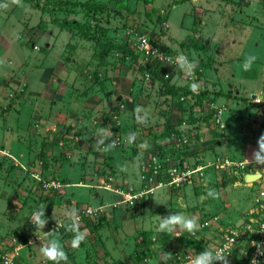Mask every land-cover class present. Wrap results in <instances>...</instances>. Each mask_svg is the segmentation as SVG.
Wrapping results in <instances>:
<instances>
[{
	"label": "rangeland",
	"instance_id": "374dc122",
	"mask_svg": "<svg viewBox=\"0 0 264 264\" xmlns=\"http://www.w3.org/2000/svg\"><path fill=\"white\" fill-rule=\"evenodd\" d=\"M57 1L70 2V6L69 10L54 9L55 25L50 21L53 14L39 7H50ZM84 1L104 3V8L93 15L78 5ZM70 20L78 22L79 28L73 25L67 29ZM248 26H264V0H0V253L10 243L9 236L23 239L35 231L44 242L58 238L68 264H106L112 257L120 261L117 264H135L139 260H134L136 240L146 230L155 234L151 250L156 258L179 246L181 236L172 244L170 233L157 230L160 216L170 213L169 188H155L135 199L130 207L113 205L117 201L113 190L139 189V156H148L151 148L165 138L164 148L172 149L167 141L170 130L164 139L163 132L173 119L185 118L192 123V146L199 150L186 157L182 154L187 164L201 152L206 159L214 155L212 151L226 154L223 146L210 148L216 127L211 121L203 124V117L208 114L209 100L217 97L220 89L226 90L231 69L235 71L233 81H237L236 87H231L241 96L237 97L241 101L240 117L244 122L248 119L249 124L258 122L264 101L250 97V90L258 87L257 80L251 69L242 68L246 56L252 55V38L257 30ZM103 29L106 37H102ZM93 30V39L99 43L111 40L113 47L95 44L88 38ZM139 34L171 49L174 56L184 55L195 63L191 74L178 68L179 61L174 66L162 64L160 73L167 75L163 79L174 86L197 83L198 94L206 92L200 102L195 95L188 99L183 93H168L161 81L139 70V64L145 63L140 56L135 61L121 56L118 42L134 48ZM234 56L240 60L232 64ZM214 82L221 88L213 86ZM230 99L217 97L216 103H222L219 107L231 113L237 102ZM68 101L75 105L76 113L68 109ZM137 106L149 113L143 125L136 122ZM70 115H76L75 127L65 125L67 118L73 120ZM229 116L221 114L222 121H228ZM101 129L110 138L105 144L115 141L109 152L97 150ZM132 132L136 140L129 145L125 138ZM200 162L204 161L193 165ZM107 182L112 190L102 188ZM240 183L226 185L229 201H238L232 206L235 210L252 207L258 186L257 182L250 187ZM192 188L190 184L180 188V196L186 200L183 214H187L185 206L189 209L191 205L197 207L200 218L207 211H217L212 202L194 195ZM155 199L166 203L157 204ZM173 202L175 207L182 205L175 196ZM41 203L47 207L43 231L31 221ZM86 208L98 210L85 214ZM70 211L79 215L81 230L93 235H87L78 249L71 247L73 233L66 231ZM220 212L225 214L222 208ZM237 213L233 211V216ZM53 214L65 227L55 226ZM94 223H98L97 229H91ZM51 230L53 235L48 236ZM164 236L167 241L160 239ZM40 243L37 237L35 245L21 248L24 262L27 258L23 252L32 249L37 260L33 264H53L40 255ZM246 246L243 240L238 242L233 257L240 260ZM77 256L84 257L85 262L75 259ZM142 258L151 263L150 254Z\"/></svg>",
	"mask_w": 264,
	"mask_h": 264
},
{
	"label": "crops",
	"instance_id": "0c3cea01",
	"mask_svg": "<svg viewBox=\"0 0 264 264\" xmlns=\"http://www.w3.org/2000/svg\"><path fill=\"white\" fill-rule=\"evenodd\" d=\"M136 27H138V26H136ZM248 27L249 28L251 27L254 29L257 28L256 34L254 33L253 38H252L253 39V45H254V46L252 45V55H254L256 57L255 61L252 63V66L255 65L256 68L254 69L251 67V70H252L251 75L254 78H256L257 84H258L257 89H254V90L261 89V90H259L260 92H254V90L251 89L250 91L252 94L250 95V97L251 98L256 97L258 100L264 101V26H248ZM109 31H110V29H109ZM174 57L179 58L178 55L174 56ZM235 59H236V61L240 60L238 58H235V56H234L232 58V62H231L232 64H233V62H235ZM241 60H243V58ZM160 72H161V70L159 71V76L162 75V73H160ZM234 75H235V71L231 69L230 82H228L226 84L227 88L225 91L220 89L221 86H220V84H218L219 82H214V84H213V86L220 87L219 88L220 92L216 93V95H218L217 97L223 98V99L225 97V99H227V100L232 98L233 102H237V104H235L234 108H230L231 113H229V111L227 109L224 110L225 108L220 107L221 114H223V113L230 114V116L228 117V121L227 120L222 121V119H221L222 124H223V126L221 128L216 126L213 122L211 123L213 126L216 127V131L214 133V135H215L214 145L211 144L210 148L212 150H214V149L218 150V148H221V146H223L225 151H226V154L222 153V154L218 155L216 152L212 151L214 155H212L211 157H207V159H206L205 156L203 158L200 156L202 154V152L201 153L198 152L199 154L194 156L195 161L191 160L190 164L192 166H195V165L201 164V162L200 163H194V165H193V162H198L201 160L206 162L208 160H213L215 157H218L220 159L226 158V159L234 161V162L246 161L247 163L245 166L242 167V169H240L238 167L231 166V167L227 168V171H223L222 169H220V170L216 169L215 170L212 168H204L201 170V175L199 177L198 176L196 177V179H198L197 184H195L196 186L192 185V183L196 179L192 180L190 185L193 186V188H192L193 194L199 195V199H201V200L206 199V201H209V203L212 202L211 205H213L214 207H217L218 209H217V211L215 209L207 211L204 214L206 216L204 218H200V216H199L200 212L198 211L196 206L191 205V206H189V209H188V206H185L186 211H187L186 216L195 215L199 220V224H201V222L204 220L209 221V225L204 226V227L200 226L199 230L194 235L192 234L193 236H190L187 231L181 232V230L179 228H177V230L175 232L170 233V242L171 243L173 242V239H175V238H176L175 240L177 241V237H178L177 234L179 233V236H181L182 238H181V241H178L179 242L178 245L184 246L186 248H195V247L201 248L202 247V249H203V247L209 248V247L217 244L219 242V239L221 238V228L222 227H229V226H231V224L235 225L240 218L239 214H242V213H244L250 209V207H246V206L243 210L242 209L235 210L234 208H232L233 204H238V201L233 199L231 201L232 202V204H231V202L229 201V198H231L229 195L230 191L228 189H226V185L231 184L232 186H236L241 181V183H240L241 185L250 187V185L245 184L246 182L243 184V182H244V180L242 178L243 174H245V173H260V172L262 173L264 171V166H257L254 164H250L246 160V158H251L253 150H255L257 148V139L260 136V134L262 132H264V104L260 105V107H259V111H261V109H263V110L261 112V118L258 120V122L255 121V122H252L249 124L248 119L246 122H244V120L239 115V113L241 112V108H240V110L238 108L240 106L239 103L241 101H240V99H237V97L238 98L241 97L240 92H239V90H237V88H235L234 90L232 89V87H234V86L236 87V84H237V81H233ZM168 83L170 84V80L168 81ZM227 89H229V90L231 89V91L233 90V93L229 92ZM197 94H198V92H197ZM229 95L231 97H228ZM217 97L214 96V98H211L209 101H212V102H210V103L216 107L222 106V103H220V104L216 103ZM66 106L68 107V109H70V110L73 109L75 112V109H74L75 105L74 106L71 105V103H69V101L66 103ZM209 111H211V110L209 109ZM70 114H71V112H70ZM62 116L64 117V115H62ZM205 116L206 115H204V117ZM70 118L73 120H70L67 118L65 125H68L69 127H75L76 121L74 118H76V115H70ZM58 120H60V119H58ZM77 121H79V120L77 119ZM186 121H187V119H186ZM208 121H212L211 118H210V120H207L204 122L202 121V122H203V124L207 125V124H209ZM230 122L232 123L231 124V130L229 128ZM187 123H188V125L181 126L183 129L181 131V135L188 139L189 144L186 147H184V149H181L180 154H179V156H183L185 154V157L188 154L196 152L199 150V149H195L192 146V142H193V139L191 136L192 135V131H191L192 123H189L188 121H187ZM208 144L209 143H207L206 145H208ZM164 149H165L164 151L160 150L159 152H163V154L168 153V150L166 148H164ZM141 155H144V153L140 154V156ZM183 158H184V156L182 157V159ZM208 158H210V159H208ZM184 185H182V186H184ZM182 186L178 187V188L170 189V200H169L170 213L171 212L172 213H182L181 209L184 205H186L185 198L180 196V192H181L180 188H182ZM232 186H231V188H232ZM130 188L131 187H129V189ZM212 189H216L217 196H215V197H217V200L215 197L208 195L209 190H212ZM205 194L208 195L209 197H206ZM183 195H185V193H183ZM173 196H175L177 201L180 200V204H182L181 207H179V206L175 207L174 206L175 203L173 202ZM251 206H252V204H251ZM220 208H222L223 211H225V214H221ZM233 211H236L238 213L233 216ZM223 220L226 222H224ZM86 231H87V229H86ZM86 233H87L88 237H90V238L93 236L92 234H90L88 232H86ZM187 235H189L188 236L189 240L185 239V237ZM31 236L33 238L36 237V239H37L36 235H31ZM9 239H10V236H9ZM35 240H34V242H35ZM152 240H153V238H152ZM197 241H199L198 242L199 246L196 245ZM34 242H33V244H34ZM115 242H117L116 239H115ZM115 242H113V243H115ZM152 248H154V245H152ZM173 249H174V247L172 246V248H170V251ZM153 251H154V249H153ZM153 251L150 253L151 263L152 264L153 263L154 264H165V262L163 260H162V262H160V259H159L160 255L157 256V258L153 256ZM34 252H35V250H32V249L23 252V255L24 256L26 255V258H27L25 260V262L23 261V259H22L23 256L20 252V260L19 261L26 263V264H33V263L37 262V260L34 261V259L36 258V252L35 253ZM161 252L162 251H160L159 253H161ZM104 253L106 254V251H104ZM151 257L153 258L154 261L152 260ZM75 259H78V261L82 260L85 262V258L81 257V256H77ZM112 259H113V257L110 258L109 262L107 261L106 264H114V263L117 264L118 262L120 263V261H117L115 259H113V261H115V262L111 263ZM158 259H159V261H158ZM41 260H42V257L40 258L39 261H41Z\"/></svg>",
	"mask_w": 264,
	"mask_h": 264
},
{
	"label": "built area",
	"instance_id": "2783aa9c",
	"mask_svg": "<svg viewBox=\"0 0 264 264\" xmlns=\"http://www.w3.org/2000/svg\"><path fill=\"white\" fill-rule=\"evenodd\" d=\"M150 46V47H149ZM134 49L138 55L143 59L145 63L152 62L154 64L161 63L167 66H174L178 62V58L174 55L167 54L163 48L154 44L152 40L144 34L136 36ZM147 74V73H146ZM167 75H164L166 77ZM194 94L197 92H193ZM258 100L257 98H255ZM208 107L212 110L210 114L211 122L221 128L223 126L221 121L220 107H216L209 102ZM188 125L185 118L181 119L175 130L170 132V154L165 153L163 156L159 155V151L146 157L139 164V180L140 186L138 190H113L117 195V201L113 202V205L125 204L127 207L133 204L135 199L144 197L146 194L153 191L155 188L165 186L167 189L178 188L184 184H191L192 180L201 175V170L204 168L222 169L227 171V168L238 166L242 169L246 165V161H231L226 158L220 159L215 157L213 160H208L204 163L191 166L187 164L182 157H178L181 149L186 147L189 142L186 137L181 135L183 130L181 126ZM110 179V178H109ZM257 182L258 186L254 190L252 197V207L245 212L241 218L238 227L235 225L221 228V238L219 242L211 247V250H219L225 248L226 253L230 252L228 259H231L233 250L237 248L238 242L241 238L245 239L247 244L243 254L246 253V260L244 264H250L251 257L256 253V247L254 242H264V171L259 173V176L253 182L245 183L246 185H252ZM102 188L112 190L109 186V182L104 184ZM119 196V197H118ZM98 209L91 210L86 208L85 214H89L93 211L96 214ZM79 216V215H78ZM60 223V222H59ZM61 224V223H60ZM209 225V221L204 220L200 226L204 227ZM56 226V225H55ZM36 237H28L22 239L20 237H10V243H7L4 249L0 253V264H21L20 263V250L22 247L32 245ZM32 241V243H29ZM186 248V250L173 249L169 251L171 259L168 260V264H188L189 256H195L200 251H203L205 247ZM257 259L264 263V256H257ZM135 264H151L148 258H142ZM233 264H235L233 262Z\"/></svg>",
	"mask_w": 264,
	"mask_h": 264
},
{
	"label": "clouds",
	"instance_id": "9594fccd",
	"mask_svg": "<svg viewBox=\"0 0 264 264\" xmlns=\"http://www.w3.org/2000/svg\"><path fill=\"white\" fill-rule=\"evenodd\" d=\"M150 47V46H149ZM256 57L254 55L249 54L246 56L242 68L244 71H249L251 69L252 63L255 61ZM178 68L183 71L191 74L195 68V63L193 61H189L186 56L181 55L178 58ZM190 90L193 92H197L199 85L197 83H193L190 86ZM115 102V100H114ZM134 113L136 116V122L140 124H145L147 122L149 113L145 111L141 106H137L134 109ZM143 113V115H141ZM98 136L100 139L97 141V150L103 152H109L115 147V141H111L105 144L106 140L110 138L104 134V130L101 129L98 131ZM136 140V133H128L125 142L129 145L133 144ZM145 146H147V142L145 141ZM103 145L101 148L100 146ZM246 160L250 164H254L257 166H264V132L260 134L257 139V148L253 150L251 158H246ZM209 196L215 197L217 193L214 190H209ZM157 204H165V201L156 200ZM46 205L43 203L33 212L31 216L32 223L36 226V228L40 231H43L45 225L47 223V218H45ZM53 219L56 220V226L65 227V225L60 224L57 220L55 214H53ZM67 219L69 223L66 225V231L73 233L72 239L70 241L71 247L73 249H78L82 242L86 240L87 233L86 231H82L80 227L79 216L75 211H70L67 214ZM179 228L181 232L187 231L190 234H195L199 228V220L195 215L186 216L183 213H169L163 217L160 216L159 223L157 225V230L160 232H168L173 233ZM264 229V228H262ZM34 235H36L41 241L39 246L40 255L47 261H52L53 264H68V255L64 251L62 244L60 243L58 238L48 239L47 242L41 240L40 235L37 231H35ZM48 236H52V230L47 232ZM179 236V233L177 234ZM32 243V241H29ZM253 245L256 247V253L251 257L250 264H261V261L257 259V256H264V242H254ZM227 246L223 249L219 250H211L210 248H205L203 251H200L195 256H189L188 264H230L228 256L230 252L226 253ZM246 255V253H245ZM171 254L169 252L161 253V260H163L166 264L167 260L171 259Z\"/></svg>",
	"mask_w": 264,
	"mask_h": 264
},
{
	"label": "trees",
	"instance_id": "16d2710c",
	"mask_svg": "<svg viewBox=\"0 0 264 264\" xmlns=\"http://www.w3.org/2000/svg\"><path fill=\"white\" fill-rule=\"evenodd\" d=\"M34 5H37V4H34ZM79 6H80V8L82 9V10H87V11H89L91 14H95L98 10H102L103 8H104V3H99V2H89V1H84V2H82L81 4H78ZM69 6H70V2H66V1H57V2H55V3H52L51 4V6L50 7H46V8H44V6H41V7H39V9H40V11H46V12H48V13H50V14H53V18H51V20L50 21H52V22H54V24L56 23V21H55V18H54V9L55 8H59V9H61V8H66L67 10H69L68 8H69ZM68 23V26H66V28L67 29H69V28H71L73 25H76V26H78L79 25V23L78 22H76L75 20H70V21H68L67 22ZM56 25V24H55ZM78 28H79V26H78ZM99 30H101V29H99ZM102 32L104 33V35L102 36V37H106L105 36V31H104V29L102 30ZM91 35L92 34H94V35H96V31L95 30H93V31H90L89 32ZM93 35L92 36H88V38H91V39H93ZM148 37V36H147ZM149 40H152V39H150L149 38ZM93 41L95 42V44H97L99 47H109V48H112L113 46H112V43H111V40H106L104 43H99L98 42V40H95V39H93ZM153 41V43L154 44H157L156 42H154V40H152ZM119 44H117V47L121 50V56H128L129 58H130V60H137L138 59V53H137V51L131 46V45H129V44H127L126 42H124V43H122V42H118ZM182 45V44H181ZM202 45V47L204 48V46H203V44H201ZM34 46V45H33ZM157 46H159V47H161V48H163L164 49V51L167 53V54H172L173 55V51L171 50V49H168V48H166V47H164V46H161V45H159V44H157ZM46 48H47V46H46ZM162 64L161 63H156V64H154V63H150V62H147V63H144V64H139V66H138V68H139V70H141V71H143V72H145V73H147L148 74V76H150V78L152 79V80H154L155 78L157 79V80H159V81H161L162 82V84L167 88V92L168 93H171V94H175V93H177V94H179V93H183L184 95H185V98H188L189 99V97H191L192 95H195V97L198 99V102H200L199 101V98H201V96H204V94H206V92H200L199 91V94H197V93H193V91H191L190 90V85L188 86V87H180V86H174L172 83H168L166 80H164L163 78V74L161 75V76H159V71L161 70V66ZM95 77H97L96 76V74L94 75ZM198 92V91H197ZM197 95V96H196ZM210 116V112L208 111V114H206V116L205 117H203L204 118V120L205 121H207L208 119V117ZM181 121V119L180 118H178V119H173L171 122H169V126L167 127V129L166 130H164V132H163V135H164V137H163V139L165 138V137H168L167 135L172 131V130H175V128H176V126L179 124V122ZM114 128H116V126H114L113 127V130H114ZM169 130H170V132H169ZM169 133H168V132ZM168 142H169V139L167 140ZM163 143H166V138L164 139V142ZM163 143H160V144H155L151 149V151L148 153V155H151V154H153V153H156V152H158V151H160V150H162V151H164L165 149H164V144ZM169 151V150H168ZM170 152V151H169ZM159 155H161V156H163V152H159L158 153ZM144 158H143V155H141V156H139V164H140V162L143 160ZM97 225H98V223H94L93 224V227H91V229H97ZM82 228V227H81ZM85 229V228H84ZM90 230V229H89ZM32 234H30V233H28V234H26L25 236H24V238L23 239H26V238H28V237H30ZM161 235V234H160ZM159 235V236H160ZM165 235H167V234H165ZM153 237H155V234L151 231V230H146V231H143L142 233H140L139 234V237L137 238V240H136V243H137V248H139V250H137V248L135 249V251H134V260H135V262L139 259H141V257H143V256H148L151 252H152V250H151V248H152V245H153V240H152V238ZM162 241H167L168 240V238H167V236H164V237H162V238H160ZM241 241L243 240L244 242L246 241L245 239H240ZM198 242L199 241H197V243H196V245L197 246H199L198 245ZM197 249H199L198 247H196ZM174 249H180V250H186V247H184V246H176V248L174 247ZM245 250H247L246 248H245ZM244 251V250H243ZM164 252V251H163ZM234 252H235V249L233 250V253H232V257H231V259H229V261H230V264H233V262L235 263V264H238L237 262L238 261H240V263L239 264H244V261L246 260V255H244L243 254V252H242V254L240 255V260L239 259H235L236 257H233V255H234ZM160 262H162V260H161V257H160ZM218 263V262H217ZM166 264H168V260H167V262H166Z\"/></svg>",
	"mask_w": 264,
	"mask_h": 264
},
{
	"label": "water",
	"instance_id": "95a60500",
	"mask_svg": "<svg viewBox=\"0 0 264 264\" xmlns=\"http://www.w3.org/2000/svg\"><path fill=\"white\" fill-rule=\"evenodd\" d=\"M258 176H259V173H245V174H243L242 178H243L244 182L248 183V182H253L254 180H256L258 178ZM239 216H240V218H239L238 222L235 224L236 227H238V224L241 221L242 214H239Z\"/></svg>",
	"mask_w": 264,
	"mask_h": 264
}]
</instances>
